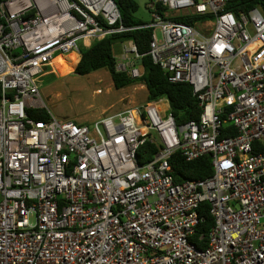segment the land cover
Instances as JSON below:
<instances>
[{
  "label": "built area",
  "instance_id": "2783aa9c",
  "mask_svg": "<svg viewBox=\"0 0 264 264\" xmlns=\"http://www.w3.org/2000/svg\"><path fill=\"white\" fill-rule=\"evenodd\" d=\"M236 1L149 3L148 53L202 107L183 124L167 98L92 124L46 108V64L128 28L115 0L1 2L0 264H264V9ZM127 43L117 70L140 77ZM147 141L157 150L140 163ZM177 152L211 155L213 174L178 181ZM204 203L214 223L199 248Z\"/></svg>",
  "mask_w": 264,
  "mask_h": 264
},
{
  "label": "trees",
  "instance_id": "16d2710c",
  "mask_svg": "<svg viewBox=\"0 0 264 264\" xmlns=\"http://www.w3.org/2000/svg\"><path fill=\"white\" fill-rule=\"evenodd\" d=\"M2 1L0 0V4ZM115 1L121 11L122 23L128 28L123 31L109 33L104 38L95 39L89 46L82 45L80 47L81 58L73 72L79 75H86L103 68L108 69L117 88L139 82L147 87V102L167 98L170 110L178 124L198 119L202 112V107L199 104L197 96L193 93L191 85L187 82H172L169 79V73L154 63L151 55L148 53L153 27H143L148 22L136 17L135 12L138 9V3L135 0ZM233 4L235 10H249L256 6L264 9V0L236 1ZM178 19L193 24L196 18L180 17ZM104 25L107 26L106 24ZM127 41H133L137 45L138 52L142 55L143 64L139 65L142 73L140 77H132L126 71L117 70L118 53L116 52V46L118 44L120 46ZM56 58L50 63L53 65L54 63H70L72 70L78 60V56L73 52L60 55ZM48 64H46L45 70ZM34 114L37 118L46 119L49 117V113L45 109L38 110ZM156 150L157 146L155 144L148 141L145 142L139 150V162L144 163L147 161ZM171 162L175 168V175L178 181L203 179L214 172L212 158L209 154H205L192 161H186L177 152L173 154ZM208 207V203H204L201 206L200 212L203 214L204 220L197 225L196 234L192 238L199 248L205 245V241L202 243L198 242L199 235L203 233L206 238L214 223V218L209 213Z\"/></svg>",
  "mask_w": 264,
  "mask_h": 264
},
{
  "label": "rangeland",
  "instance_id": "374dc122",
  "mask_svg": "<svg viewBox=\"0 0 264 264\" xmlns=\"http://www.w3.org/2000/svg\"><path fill=\"white\" fill-rule=\"evenodd\" d=\"M135 1L138 3L136 17L152 23L154 17L149 3L155 0ZM157 33L161 37L159 30ZM94 40H87V43L91 44ZM82 45L87 46L85 40L80 41V46ZM116 52L118 60H122L123 46L118 44ZM78 54L80 55V52ZM58 56L60 55L56 57ZM58 64L49 63L45 73L40 75V87L46 108L58 118L92 124L102 116L129 107L142 106L147 102V87L139 82L117 88L108 69L103 68L86 75H79L73 72L70 63ZM168 102L164 99L162 107H167Z\"/></svg>",
  "mask_w": 264,
  "mask_h": 264
},
{
  "label": "crops",
  "instance_id": "0c3cea01",
  "mask_svg": "<svg viewBox=\"0 0 264 264\" xmlns=\"http://www.w3.org/2000/svg\"><path fill=\"white\" fill-rule=\"evenodd\" d=\"M85 43H86L87 46L90 45V44L87 43V40H85ZM73 53H75V54L78 56V60H77V62H76V63H78L79 60H80V58H81V53H80V55H79L78 53H76V52H73ZM40 83H41V82H40ZM116 113H117V112H116ZM78 122H80V123H84V122H81V121H78Z\"/></svg>",
  "mask_w": 264,
  "mask_h": 264
},
{
  "label": "water",
  "instance_id": "95a60500",
  "mask_svg": "<svg viewBox=\"0 0 264 264\" xmlns=\"http://www.w3.org/2000/svg\"><path fill=\"white\" fill-rule=\"evenodd\" d=\"M142 62H143V58L142 57L137 58V60H136V64L137 65H142L143 64ZM75 68H74V70H75Z\"/></svg>",
  "mask_w": 264,
  "mask_h": 264
},
{
  "label": "bare ground",
  "instance_id": "6f19581e",
  "mask_svg": "<svg viewBox=\"0 0 264 264\" xmlns=\"http://www.w3.org/2000/svg\"><path fill=\"white\" fill-rule=\"evenodd\" d=\"M62 8H63V10H64L63 13H66V10H67L69 7L67 6L66 3H63V4H62Z\"/></svg>",
  "mask_w": 264,
  "mask_h": 264
}]
</instances>
